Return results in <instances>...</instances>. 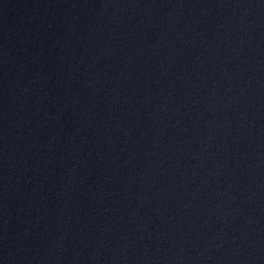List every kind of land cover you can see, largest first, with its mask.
Here are the masks:
<instances>
[{"label":"water","instance_id":"1","mask_svg":"<svg viewBox=\"0 0 264 264\" xmlns=\"http://www.w3.org/2000/svg\"><path fill=\"white\" fill-rule=\"evenodd\" d=\"M0 264H264V0H0Z\"/></svg>","mask_w":264,"mask_h":264}]
</instances>
